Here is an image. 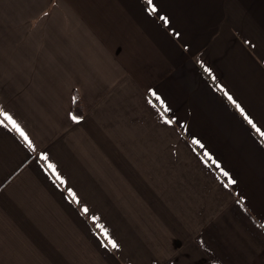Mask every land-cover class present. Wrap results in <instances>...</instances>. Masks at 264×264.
Masks as SVG:
<instances>
[{"label": "crops", "instance_id": "crops-1", "mask_svg": "<svg viewBox=\"0 0 264 264\" xmlns=\"http://www.w3.org/2000/svg\"><path fill=\"white\" fill-rule=\"evenodd\" d=\"M153 3L0 0V264H264V0Z\"/></svg>", "mask_w": 264, "mask_h": 264}, {"label": "snow or ice", "instance_id": "snow-or-ice-1", "mask_svg": "<svg viewBox=\"0 0 264 264\" xmlns=\"http://www.w3.org/2000/svg\"><path fill=\"white\" fill-rule=\"evenodd\" d=\"M146 3H147V6H148V10L150 12H154L156 11V5L153 3V0H146ZM162 19L165 21V23L168 22L167 20V17H162ZM151 91V90H150ZM153 96H156V93L153 92L152 93ZM157 99H159V97H157ZM229 99L231 100L232 97L229 96ZM161 103H163V101H161ZM233 103H235V101H233ZM237 107L240 109V112L244 115V118L248 120V123L252 125L253 128H255L256 132L259 133L261 136H264V130H262L260 127H258L254 122L253 120L251 119V117H249L247 115V113H245L244 109L241 108L238 104H237ZM161 115L163 116L164 120L166 123H172V120L169 119L167 116H165L163 113H161ZM0 124H5V122L7 121L8 123H10L11 125H13L19 132L22 136H24L25 139H27V136L26 134L24 133L23 129L20 128L19 124L16 122V120L13 118V116L8 113L7 111H4L2 108H0ZM73 119H79V117L77 116H73ZM196 143L199 144L200 141L199 140H196ZM50 167H53L54 169V165H50ZM221 171H223V169H221ZM224 175L226 177L229 178V181L231 183H235V181L231 180V177H229V174L227 172H224ZM69 191L71 192V189H69ZM84 211L87 212L88 209L87 207L85 206L84 208ZM95 219V217H94ZM105 235H107V231L105 230ZM111 244L114 246V247H119L118 244H116V242L114 240H110Z\"/></svg>", "mask_w": 264, "mask_h": 264}, {"label": "trees", "instance_id": "trees-1", "mask_svg": "<svg viewBox=\"0 0 264 264\" xmlns=\"http://www.w3.org/2000/svg\"><path fill=\"white\" fill-rule=\"evenodd\" d=\"M74 111H76L77 113L79 111L80 114L83 113L82 101L78 95L74 97Z\"/></svg>", "mask_w": 264, "mask_h": 264}]
</instances>
